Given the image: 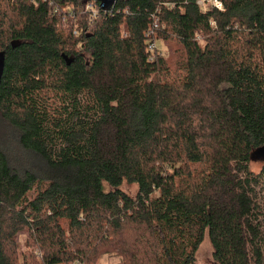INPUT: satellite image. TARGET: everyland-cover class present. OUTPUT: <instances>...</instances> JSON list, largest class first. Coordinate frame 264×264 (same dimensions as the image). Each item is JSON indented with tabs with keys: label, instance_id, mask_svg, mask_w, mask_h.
I'll return each instance as SVG.
<instances>
[{
	"label": "trees",
	"instance_id": "obj_1",
	"mask_svg": "<svg viewBox=\"0 0 264 264\" xmlns=\"http://www.w3.org/2000/svg\"><path fill=\"white\" fill-rule=\"evenodd\" d=\"M220 1L0 0V122L42 162L0 145V264H197L205 234L264 264V0Z\"/></svg>",
	"mask_w": 264,
	"mask_h": 264
},
{
	"label": "rangeland",
	"instance_id": "obj_2",
	"mask_svg": "<svg viewBox=\"0 0 264 264\" xmlns=\"http://www.w3.org/2000/svg\"><path fill=\"white\" fill-rule=\"evenodd\" d=\"M73 14V13H72ZM66 19H63L62 22ZM67 23V22H66ZM64 27H66L64 25ZM73 34L77 35L78 31L74 30ZM157 54L162 55L163 57L171 56L172 53L162 44V42H157ZM0 145L5 152V155L10 160L11 165L17 166V168H25L26 166H30V164L26 165L27 159L31 158V163H33L37 167L42 166V162L39 159H36L34 155H28V153H24V150L20 148V145L18 144V139L16 136V132L12 130V128L7 125L5 122H0ZM264 159L257 158L255 159L251 165L250 169L254 174H257L260 172L262 166L264 165V162L262 161ZM13 166V167H14ZM121 189L128 194L131 197H134L137 188L135 185H128L123 184L121 186ZM256 192L258 193V206L260 208V214H259V225L261 226V232L264 233V182L261 184V186L256 188ZM264 238V234H263ZM27 240V237L24 234L19 235V253L26 252L27 248L25 246V241ZM212 248L208 240L207 234L204 235L203 241L200 244L195 258L197 264H214L212 260ZM97 264H120V260L117 258V256H110V255H103L99 258Z\"/></svg>",
	"mask_w": 264,
	"mask_h": 264
},
{
	"label": "built area",
	"instance_id": "obj_3",
	"mask_svg": "<svg viewBox=\"0 0 264 264\" xmlns=\"http://www.w3.org/2000/svg\"><path fill=\"white\" fill-rule=\"evenodd\" d=\"M195 2V4L197 6H199L202 10H206V9H215L217 11H223L224 9V6L222 4V2L220 0H216V2L214 3L213 0H193ZM217 3L219 5H221L222 7H217ZM86 10H89L91 11V16H96V11H95V8L93 7V5H90L88 4L86 6ZM210 25L211 26H214V22L213 21H210ZM146 36H148V34H146ZM156 46H155V43H149L148 45V51L150 52H156L157 53V50H156Z\"/></svg>",
	"mask_w": 264,
	"mask_h": 264
},
{
	"label": "water",
	"instance_id": "obj_4",
	"mask_svg": "<svg viewBox=\"0 0 264 264\" xmlns=\"http://www.w3.org/2000/svg\"><path fill=\"white\" fill-rule=\"evenodd\" d=\"M94 1L98 3L99 9L104 12L109 11L116 2V0H94ZM62 57L67 65L72 61V59L68 58L65 55H62ZM4 64H5V53L0 51V81L4 70ZM259 152L260 153L264 152V149L263 148L259 149Z\"/></svg>",
	"mask_w": 264,
	"mask_h": 264
},
{
	"label": "clouds",
	"instance_id": "obj_5",
	"mask_svg": "<svg viewBox=\"0 0 264 264\" xmlns=\"http://www.w3.org/2000/svg\"><path fill=\"white\" fill-rule=\"evenodd\" d=\"M213 2L215 3L216 2V0H213ZM217 7H222L221 5H219L218 3H217Z\"/></svg>",
	"mask_w": 264,
	"mask_h": 264
}]
</instances>
